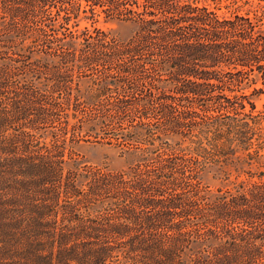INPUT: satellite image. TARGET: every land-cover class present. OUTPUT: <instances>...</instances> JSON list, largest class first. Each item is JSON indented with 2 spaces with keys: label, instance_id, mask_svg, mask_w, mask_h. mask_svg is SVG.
Here are the masks:
<instances>
[{
  "label": "trees",
  "instance_id": "1",
  "mask_svg": "<svg viewBox=\"0 0 264 264\" xmlns=\"http://www.w3.org/2000/svg\"><path fill=\"white\" fill-rule=\"evenodd\" d=\"M211 1L0 0V264H264V169L201 179L264 157V9ZM100 14L137 29L78 26ZM92 135L139 159L79 161Z\"/></svg>",
  "mask_w": 264,
  "mask_h": 264
},
{
  "label": "rangeland",
  "instance_id": "2",
  "mask_svg": "<svg viewBox=\"0 0 264 264\" xmlns=\"http://www.w3.org/2000/svg\"><path fill=\"white\" fill-rule=\"evenodd\" d=\"M212 5L215 3L208 0ZM249 3H243V0H238L237 4L229 7L222 6L219 11L229 14L234 10L236 5H239V9L242 12L246 10H253L250 12L254 14L255 9H264V0H249ZM78 26L83 28L85 26L93 29L100 28L109 35L118 37L121 40H128L137 29V24L131 20L119 19L116 17H105L104 14H100L96 17L81 16L78 19ZM32 59H40L43 62L56 63L59 61V57L48 56L43 54H31L29 57ZM92 83L89 78L83 77L80 80L78 93L82 98L89 99L92 94ZM93 89V88H92ZM264 102V96L256 99L258 108L262 107ZM97 131L95 129L93 133ZM96 135V134H95ZM167 140V143H159L156 141V145L162 151H171L177 149L178 137L176 135H166L163 137ZM74 151L79 155V161L106 166L110 169L120 170L126 169L129 165L139 159V155L132 149H127L125 146L117 145L114 143H106L98 136H87L84 140L73 144ZM68 165H71L70 161ZM264 169V157L256 159H248L246 156L240 158H234L232 162L223 164H211L204 169L201 174L202 182L210 188V193L214 194L219 187L232 186L237 181V177L244 178L248 170L258 171Z\"/></svg>",
  "mask_w": 264,
  "mask_h": 264
}]
</instances>
